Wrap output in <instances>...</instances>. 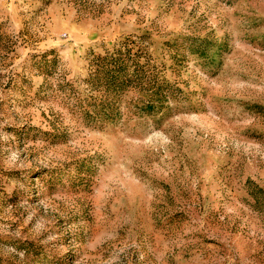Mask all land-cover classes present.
Wrapping results in <instances>:
<instances>
[{
    "label": "rangeland",
    "instance_id": "rangeland-1",
    "mask_svg": "<svg viewBox=\"0 0 264 264\" xmlns=\"http://www.w3.org/2000/svg\"><path fill=\"white\" fill-rule=\"evenodd\" d=\"M0 264H264V0H0Z\"/></svg>",
    "mask_w": 264,
    "mask_h": 264
},
{
    "label": "trees",
    "instance_id": "trees-1",
    "mask_svg": "<svg viewBox=\"0 0 264 264\" xmlns=\"http://www.w3.org/2000/svg\"><path fill=\"white\" fill-rule=\"evenodd\" d=\"M117 53H113L111 55L105 56V57H98L95 61L96 66L98 67H105V66H112L114 69H117L121 66V55H123V52L121 50H117ZM124 60V58H123Z\"/></svg>",
    "mask_w": 264,
    "mask_h": 264
}]
</instances>
